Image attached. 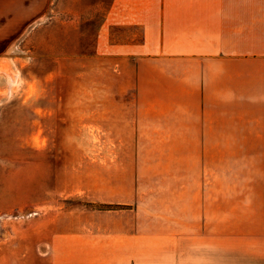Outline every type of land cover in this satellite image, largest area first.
Instances as JSON below:
<instances>
[{
  "label": "crops",
  "instance_id": "crops-1",
  "mask_svg": "<svg viewBox=\"0 0 264 264\" xmlns=\"http://www.w3.org/2000/svg\"><path fill=\"white\" fill-rule=\"evenodd\" d=\"M96 56L126 83L93 118L131 159L103 184L123 208L68 212L75 264H264V0H112Z\"/></svg>",
  "mask_w": 264,
  "mask_h": 264
},
{
  "label": "rangeland",
  "instance_id": "rangeland-1",
  "mask_svg": "<svg viewBox=\"0 0 264 264\" xmlns=\"http://www.w3.org/2000/svg\"><path fill=\"white\" fill-rule=\"evenodd\" d=\"M111 2L0 0V264H75L60 242L76 231L68 212L123 208L107 203L103 184L109 164L131 155L93 118L126 83L96 56ZM111 33L131 42L139 31Z\"/></svg>",
  "mask_w": 264,
  "mask_h": 264
},
{
  "label": "bare ground",
  "instance_id": "bare-ground-1",
  "mask_svg": "<svg viewBox=\"0 0 264 264\" xmlns=\"http://www.w3.org/2000/svg\"><path fill=\"white\" fill-rule=\"evenodd\" d=\"M10 78V77H9ZM10 80L9 83H13V84H16L17 81H18V77L17 76H12L11 79H8ZM19 83V82H18ZM6 88V87H5ZM10 91V90H9ZM11 92V91H10Z\"/></svg>",
  "mask_w": 264,
  "mask_h": 264
},
{
  "label": "trees",
  "instance_id": "trees-1",
  "mask_svg": "<svg viewBox=\"0 0 264 264\" xmlns=\"http://www.w3.org/2000/svg\"><path fill=\"white\" fill-rule=\"evenodd\" d=\"M110 210H117V209L116 208H114V209L111 208Z\"/></svg>",
  "mask_w": 264,
  "mask_h": 264
}]
</instances>
